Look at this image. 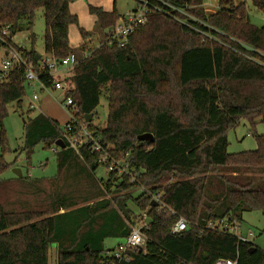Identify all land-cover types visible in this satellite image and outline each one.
I'll list each match as a JSON object with an SVG mask.
<instances>
[{"label":"trees","instance_id":"trees-1","mask_svg":"<svg viewBox=\"0 0 264 264\" xmlns=\"http://www.w3.org/2000/svg\"><path fill=\"white\" fill-rule=\"evenodd\" d=\"M174 1L195 6L191 12L208 22L223 43L204 40L188 26L154 15L124 46L104 42L84 58L79 53L87 43L78 50L70 43V26L79 22L70 10L72 0H0V24L11 26L13 45L36 68L37 51L20 48L14 37L26 27L35 41L39 9L46 21L45 54L58 61L79 54L70 71L77 114L82 122L87 114L95 118L106 96L105 125H95L94 118L87 125L139 174L135 182L113 172L106 181L98 180L96 153L88 146L79 153L68 143L58 147L64 127L41 113L28 116L25 147L32 150L43 141L56 148L58 173L53 178L6 180L1 175L9 164L0 155V264H49L52 244L58 248L57 264H215L219 259L264 264L262 248L222 229L241 224L245 211L264 215V135L255 134V150L228 152V133L243 119L254 128L264 122V25L251 22L245 2L219 0L220 8L209 12L205 0ZM251 1L264 12V0ZM90 11L103 31L122 14L116 8L91 6ZM195 25L210 31L204 24ZM81 34L89 36L84 29ZM37 72L50 86L52 76ZM26 87L21 67L0 80L3 150L8 149V105L15 102L22 110ZM146 133L153 134V142L139 140ZM11 189L15 202L6 200ZM157 194L160 203L155 205L152 196ZM30 195L36 206L24 200ZM14 204L20 205L6 206ZM137 212L147 213L146 246L129 250L130 260L118 262L112 255L115 248L107 250L105 240H124L133 225L145 220ZM179 217L188 227L172 234Z\"/></svg>","mask_w":264,"mask_h":264},{"label":"rangeland","instance_id":"rangeland-1","mask_svg":"<svg viewBox=\"0 0 264 264\" xmlns=\"http://www.w3.org/2000/svg\"><path fill=\"white\" fill-rule=\"evenodd\" d=\"M208 1V0H206ZM237 3L245 2L248 7L250 20L257 26L264 25V12L254 6L251 0H236ZM100 7L106 11H112L116 8L120 13H125L134 6L133 0H72L70 3V10L73 14L78 16V23L70 26V43L71 46L78 50L80 45L87 43L88 48H96L100 46L104 40V34L107 30H101L97 16L90 11V7ZM207 11L213 12L217 9L212 7H206ZM25 24V22H24ZM46 29V21L44 17L43 9H39L36 13L35 22L33 26V33L35 35V41L31 39V30L24 27L14 37V42L20 48L31 49L32 47L38 52L42 53L44 50V35ZM81 29H84L89 33V36L85 39L81 34ZM80 52V51H78ZM4 54L0 49V68ZM53 93V94H52ZM60 93V94H59ZM32 89L27 86L26 94L24 97V105L21 110L17 103L12 102L8 105V116L4 121V131L8 140V149L3 150L0 145V155H3L4 160L9 164L5 169L1 177L3 179H14L19 175L16 168L21 169L22 177L30 178H53L58 173V165L56 161V152L52 147H48L45 142H40L32 150H28L25 147V118L34 117L39 113H42L39 109L31 110L28 113L29 98H31ZM47 100V107H43L41 110L44 114L51 118L57 119L61 128L64 127L66 121L70 120L68 111L61 105L63 96L60 91L48 92L40 91V99L38 105L41 104V99L49 96ZM42 105V104H41ZM109 107L106 96H102L101 103L97 108V112L93 123L95 125L104 126L108 117ZM264 135V122H259L254 127L247 120H242L240 125L228 133V152L240 153L245 151L255 150L258 147L257 138L255 134ZM1 135V129H0ZM96 178L100 181H106L109 178V172L104 166H99L95 171ZM90 188H88L89 190ZM20 190V188L16 189ZM12 196H7L6 200L15 202L16 193L12 190ZM135 196L140 194V190L134 192ZM111 195L107 194V198ZM153 200L160 203L159 199L152 196ZM23 201V198L20 199ZM24 200H28L29 205L36 206V200L33 196H24ZM20 204L6 205L7 208H18ZM131 207L134 208V204L130 202ZM146 212H137L138 218L146 219ZM144 222H139L136 226H142ZM238 230H232L235 235H249V232L254 233L253 242L264 250V215L258 211H245L243 213L242 223L239 224ZM123 242L121 237H109L105 240V248L111 250L115 248L119 243ZM58 260V248L57 245L52 244L49 247V264H57Z\"/></svg>","mask_w":264,"mask_h":264},{"label":"built area","instance_id":"built-area-1","mask_svg":"<svg viewBox=\"0 0 264 264\" xmlns=\"http://www.w3.org/2000/svg\"><path fill=\"white\" fill-rule=\"evenodd\" d=\"M134 6L125 13L121 14L120 20L110 26L107 32L104 34V40L100 43H108L109 46H124L129 39V36L140 26L146 24L150 17L154 15L168 16L177 22L184 24L195 31H197L204 40H216L219 43H223L216 38L211 30L213 28L208 25L209 23L201 20L197 17L191 9L195 6L188 4L182 5L174 0H133ZM203 6L212 7L215 9L220 8L219 0L204 1ZM207 9V8H206ZM216 11V10H215ZM196 24H204L208 30L201 29ZM106 29V30H107ZM13 35L10 25L0 24V49L6 54L2 60L0 68V80L4 79L7 74L14 67H21L25 69V79L27 86L32 89L31 98H29L28 108L31 110L39 109L38 101L40 99V91H60L63 95L61 105L69 112L70 120L64 125L63 139L65 143L74 149L77 153L81 151L84 146H88L93 153L99 156V163L104 166L108 172L116 173L117 176L126 175L129 177L130 182L137 180L136 169L131 167L130 163L125 160L116 157L113 154V147L103 142L102 138L91 131L87 125V121L82 122L77 114V107L74 103L73 97L70 93L75 90V85L72 82V74H66L59 77L57 74L62 70H72L73 67L79 61V54L86 58L91 56L94 48H85L81 53L72 52L69 56L61 61L56 60L52 55L45 54L39 60V65L36 68L32 62L26 58L22 52H20L12 43ZM99 46V45H98ZM47 73L52 76L53 80L51 85H46L40 78L37 72ZM57 152L56 148H53ZM156 199L160 200V195H154ZM146 219L147 214H146ZM142 226L131 227L129 235L119 243L112 255L118 262L124 260L129 261L130 257L128 251L131 249H142L146 246L147 237L143 231V228L147 227L148 221H143ZM188 227V222L183 217H179L176 223L171 228L172 234H180ZM211 227H214L211 225ZM239 224L229 226L225 224L222 229L228 230L231 233L232 230H238ZM238 238L243 242H253L254 233L249 232V235H242L239 233ZM238 259H219L215 264H237Z\"/></svg>","mask_w":264,"mask_h":264},{"label":"crops","instance_id":"crops-1","mask_svg":"<svg viewBox=\"0 0 264 264\" xmlns=\"http://www.w3.org/2000/svg\"><path fill=\"white\" fill-rule=\"evenodd\" d=\"M110 11V10H109ZM16 44V43H15ZM3 52V54L5 55L6 53L4 52V51H2ZM45 55V51H43L42 53H38L37 52V57L36 58H38V59H40L41 57H43ZM70 71L71 70H62L61 72H59L57 75L59 76V77H62V76H64V75H66V74H69L70 73ZM53 94V93H52ZM60 94V93H59ZM61 95H62V93H61ZM63 96V95H62ZM49 97H50V95L49 96H46V97H44V98H42L40 101H41V104H40V111L42 112L41 114H43V115H45L44 114V111H42L41 109L43 108V107H47V100L49 99ZM63 99V98H62ZM69 113V112H68ZM46 116V115H45ZM69 117H70V115H69ZM53 120H55L56 122H58L59 123V121H57V119H53ZM66 122H68V121H66ZM66 124V123H65ZM57 153V152H56ZM16 171L19 173V174H22V171H21V169H19V168H16ZM17 177H19L18 175H17ZM22 177V176H21Z\"/></svg>","mask_w":264,"mask_h":264},{"label":"water","instance_id":"water-1","mask_svg":"<svg viewBox=\"0 0 264 264\" xmlns=\"http://www.w3.org/2000/svg\"><path fill=\"white\" fill-rule=\"evenodd\" d=\"M37 60H39V59L37 58ZM93 118H94L93 114H87L86 115V121L87 122L93 121ZM138 138H139V140H144V141H148V142L154 141V136L151 133H146V134L140 135ZM56 145L62 149L66 147L65 141L62 139L57 141ZM18 176L21 177L22 175L19 174ZM155 205H158V202L155 201Z\"/></svg>","mask_w":264,"mask_h":264}]
</instances>
